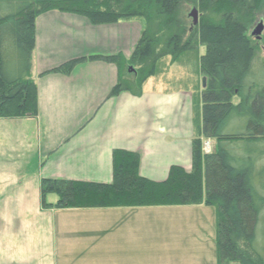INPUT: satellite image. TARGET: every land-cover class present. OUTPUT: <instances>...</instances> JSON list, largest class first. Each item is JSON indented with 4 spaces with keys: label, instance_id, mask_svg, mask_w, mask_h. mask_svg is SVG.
Segmentation results:
<instances>
[{
    "label": "crops",
    "instance_id": "1",
    "mask_svg": "<svg viewBox=\"0 0 264 264\" xmlns=\"http://www.w3.org/2000/svg\"><path fill=\"white\" fill-rule=\"evenodd\" d=\"M142 31L136 20L94 26L59 11L36 19L30 77L39 114L0 119V264H218L217 211L203 205L42 207L45 179L112 182L116 150L139 153L150 180L164 181L174 165L191 169L202 111L195 116L180 93L151 79L140 96H112L120 68L89 59L129 58ZM80 59L71 73L55 72ZM150 218L162 234L148 230Z\"/></svg>",
    "mask_w": 264,
    "mask_h": 264
},
{
    "label": "trees",
    "instance_id": "2",
    "mask_svg": "<svg viewBox=\"0 0 264 264\" xmlns=\"http://www.w3.org/2000/svg\"><path fill=\"white\" fill-rule=\"evenodd\" d=\"M184 5L200 10L193 30L181 17ZM49 11L94 26L143 22L129 58H89L120 68L112 96L142 95L149 78L167 73L165 59L173 65L192 54L207 87L190 170L174 165L164 181H153L140 174L139 153L116 150L110 183L43 180V209L216 207L218 264H264V59L251 34L264 0H0V119L39 114L30 72L36 19ZM85 60L55 72L69 74ZM126 66L136 70L134 81L124 78ZM205 140L216 143L212 154L204 153ZM50 195L58 201L48 202Z\"/></svg>",
    "mask_w": 264,
    "mask_h": 264
},
{
    "label": "rangeland",
    "instance_id": "3",
    "mask_svg": "<svg viewBox=\"0 0 264 264\" xmlns=\"http://www.w3.org/2000/svg\"><path fill=\"white\" fill-rule=\"evenodd\" d=\"M181 17L185 20V22L190 26V30H193L195 26L199 24V21L201 19L200 10L189 5H184L182 11H181ZM195 15V16H194ZM261 21L264 22V14H260L257 17V20L255 24L252 26L253 30ZM136 22H139L143 24L141 20H136ZM252 33V31H251ZM254 39L255 45L260 50V56L264 59V32L262 34V38L260 40H257L255 37L252 36ZM204 53V49H200V54ZM166 64L167 67V73L165 72L164 75H161L159 77H151L148 80H150L149 84H156L161 82V86L172 91L175 93H180L179 96L184 100L185 107L187 104L193 105L194 114L197 116L199 110L202 111V105L200 102V108H198L199 100L202 97V90H203V77L200 74L199 64H198V56L195 54L184 56L180 59V62L171 64L170 59L167 58L163 61L162 67ZM136 70L133 67H125V76L128 77L130 81H134L135 79V73ZM147 80V81H148ZM235 100L234 102H236ZM191 113V112H190ZM198 121L197 119L194 121V129L196 131ZM201 127V125H200ZM188 136V134H186ZM187 144V141H186ZM216 149V143L213 140H205L203 141V150L205 154H212L214 150ZM172 160L173 158L170 157L169 160ZM170 160V161H171ZM190 163V160L188 159V162ZM163 177H157V179H152L156 181H160ZM166 177H164L165 179ZM52 201H58V197L56 195H50L48 197V202ZM212 208V210L217 211L216 207H207ZM206 208V209H207ZM211 209H208L210 211ZM149 218V217H147ZM150 223L148 224V230L151 231L154 234H162L161 232L163 226L159 224V222H153L154 220L150 218ZM188 224V223H187ZM264 232V226L261 229ZM238 264V263H234Z\"/></svg>",
    "mask_w": 264,
    "mask_h": 264
},
{
    "label": "water",
    "instance_id": "4",
    "mask_svg": "<svg viewBox=\"0 0 264 264\" xmlns=\"http://www.w3.org/2000/svg\"><path fill=\"white\" fill-rule=\"evenodd\" d=\"M195 16V15H194ZM264 32V22L261 21L253 30H252V36L255 37L257 40H260L262 38V34ZM207 87V79L203 78V89H206Z\"/></svg>",
    "mask_w": 264,
    "mask_h": 264
}]
</instances>
